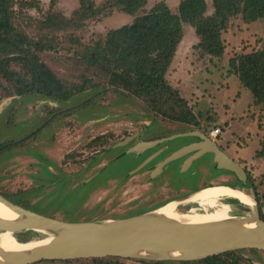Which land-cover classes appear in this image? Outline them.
<instances>
[{"label": "rangeland", "instance_id": "374dc122", "mask_svg": "<svg viewBox=\"0 0 264 264\" xmlns=\"http://www.w3.org/2000/svg\"><path fill=\"white\" fill-rule=\"evenodd\" d=\"M90 1L101 11L99 18L83 19L78 13L82 0L14 1L15 26L34 39L51 40L55 49L38 56L73 94L66 100L37 93L20 95L17 83L0 73V194L38 214L71 222L128 218L154 211L171 201H178V211L187 214L207 215L222 210L229 204L228 198L214 205L192 199L194 191L226 183L218 178L219 174L209 173L207 166H198L199 174L180 180L168 170L151 179L148 170L131 174L135 162L121 151L131 147L136 138L115 150L116 144L136 132L145 131L146 136L156 137L184 132L190 126L182 128L149 114L143 100L114 89L106 75L82 60L86 47L95 46L109 30L135 18L112 7L111 0ZM147 1L137 15L161 1L177 13L181 0ZM207 2L211 15L212 0ZM247 15L231 19L228 30L222 34L226 49L220 58L198 48L195 29L186 25L185 37L167 78L192 108L201 124L197 130L221 129L217 142L247 170L250 187L244 191L261 205L264 216V103H256L252 92L242 85L230 66V60L241 53L264 50V20ZM12 54L16 50L0 43L2 60L7 61ZM9 64L12 70L25 75L29 72L19 60ZM98 136L102 143L87 146ZM118 153L119 157L108 166ZM176 164L172 162L171 167L175 169ZM240 207L229 206L228 213L242 215L241 211H247ZM14 235L22 242L51 237L48 233L32 232ZM238 254L239 264H264V251L243 250ZM121 262L140 264L133 260ZM36 264L98 263L84 259Z\"/></svg>", "mask_w": 264, "mask_h": 264}, {"label": "trees", "instance_id": "16d2710c", "mask_svg": "<svg viewBox=\"0 0 264 264\" xmlns=\"http://www.w3.org/2000/svg\"><path fill=\"white\" fill-rule=\"evenodd\" d=\"M14 1L0 0V43L12 48L13 51L16 50V54L8 56L7 61L2 60L0 56V73L7 80L17 83V93L20 95L37 93L59 100L71 98L72 91L64 81L45 68L38 56L41 52L53 51L55 46L48 38L34 39L15 26ZM89 1L82 0L78 13L83 15L85 20L99 18L101 11L94 2ZM111 2L109 3L112 7H118L121 12L135 16V18L131 23L109 30L103 40H99L95 46L86 47V52L81 57L82 60L106 75L109 85L114 89L130 97L143 100L149 114L161 116L170 124H176L182 128L183 126H190V129L201 128L187 100L170 84L167 78L178 48L185 37V26L190 25L195 29L199 38L198 48L211 57L220 58L226 49L222 34L228 30L231 19L239 15L246 18L245 16L249 14L254 18L264 20V0H212L214 12L211 15H208L207 0H181L177 13L173 12L166 2L161 1L141 15L137 13L147 5V0H111ZM16 60L28 67L29 72L26 75L9 68V63ZM230 66L242 85L252 92L256 103H264V50L241 53L230 60ZM28 76H30V81L27 80ZM100 139L101 137L97 138L98 142L101 141ZM98 142L96 139L93 141L94 144ZM134 173L131 172V174ZM161 173L153 177L158 178ZM218 174L220 173L215 172V176ZM239 182L241 190L250 187V178L246 183ZM231 186L238 185L231 184ZM5 197L11 200L10 197ZM228 199L246 210L245 205L243 206L238 199ZM259 208L261 219L264 221L260 204ZM139 214L141 213H135L129 217ZM32 233L38 235L36 232ZM18 240L21 241V239ZM251 251L256 252V250ZM240 252L232 251L203 260L180 261V263L239 264L238 253ZM88 259L98 264H127L121 260H133L140 264L167 263L121 257ZM72 261L75 260H60V262Z\"/></svg>", "mask_w": 264, "mask_h": 264}, {"label": "water", "instance_id": "95a60500", "mask_svg": "<svg viewBox=\"0 0 264 264\" xmlns=\"http://www.w3.org/2000/svg\"><path fill=\"white\" fill-rule=\"evenodd\" d=\"M190 135L198 137L200 142L174 152L160 163L153 176L160 173L166 163L197 151L191 160L212 153L218 169L231 172L239 181L247 182L245 168L200 130L159 140L142 141L135 149L139 152L163 141ZM130 140L120 143L119 146ZM142 167L144 166H140L137 171ZM0 203L17 215L14 220L0 218V232L51 235L49 242L27 250L5 251L0 247V264H36L45 260L105 257L148 261H198L232 251H264V221L256 201L244 215L230 214L226 219L196 223L169 218L157 212L158 209L122 219L71 222L38 214L1 194Z\"/></svg>", "mask_w": 264, "mask_h": 264}, {"label": "flooded vegetation", "instance_id": "af4514ba", "mask_svg": "<svg viewBox=\"0 0 264 264\" xmlns=\"http://www.w3.org/2000/svg\"><path fill=\"white\" fill-rule=\"evenodd\" d=\"M194 130H197V128L192 129V130L190 129V130L180 132V133H187V132L194 131ZM199 130L202 131L207 137H209L206 129H199ZM180 133L179 132L170 133V134L165 133V134H162L160 136L151 137V136H146L145 131L136 132L135 134H133L129 138L132 140H134L136 138V142L131 147H129L125 150H123V149L121 150L119 147H122V148H124V147H123V145L119 146L120 143L116 144L117 146L115 145L114 147H115V150L117 148H119L121 151L126 152L127 155L129 154L130 158L135 162V165H134L135 167L131 171L135 172V174H136L138 172H141L142 170H148V171H150L149 172L150 178L153 179L154 178L153 174L156 171L157 167L160 166V163L164 162V160H166L168 157H170L177 150H179V149H181V148H183L189 144L200 142V139L196 136H191V135L190 136L177 137V138H174L172 140L163 141L162 143L157 144L156 146H154L152 148H148V149H145V150H142L139 152L137 151V149H135L136 145L142 141L159 140V139L167 138V137H170L172 135L180 134ZM97 138H100V136L95 137L92 140V142H89L87 144V146L91 145L93 143V141ZM210 139H212V138H210ZM217 140H218V138L215 140V142L218 144L220 149L228 154V152L225 150L224 146L219 144L217 142ZM99 143L100 142H98V144ZM97 153L101 154L102 151H99ZM97 153L93 155V158H95L97 156ZM119 153L110 161L109 164H107L108 166H110L112 164V162H114L119 157ZM196 153H197V151L190 152V153H188V154H186V155H184L178 159H175L173 161L166 163L165 165H163L164 167L162 168V171H161L162 173L160 175L162 176L168 170V172L171 173V175L173 174L174 176L177 177V180H180L181 179L180 177L187 178V177L195 176V175L199 174L201 169L198 166H207L208 171H210L209 173L214 174V176H215V172H219L220 173L219 175H222V176H230L231 175L232 176L231 179H225L223 181L231 183V184L235 183L234 181H236L238 183L237 184L238 186H236V187L240 188V186H241L240 182L231 172L225 171L223 169H218L215 167L217 165L215 164L214 155L212 153H206V154H204V155H202L196 159L191 160V157ZM164 154H165V156H163ZM87 159H89V157H87ZM172 162L178 163V164H176V166H179V167L176 168V166H175V169L173 167H171ZM236 162L239 163L238 160ZM140 166H144V167H142L141 169H139L137 171V169ZM212 186H214V185H212ZM202 189H204V188H202ZM199 190H201V189H199ZM199 190H197V191H199ZM178 196H180V195H178Z\"/></svg>", "mask_w": 264, "mask_h": 264}, {"label": "bare ground", "instance_id": "6f19581e", "mask_svg": "<svg viewBox=\"0 0 264 264\" xmlns=\"http://www.w3.org/2000/svg\"><path fill=\"white\" fill-rule=\"evenodd\" d=\"M222 198H236L240 200L244 205L250 208H252L255 204V201L244 190L233 189L226 185L210 186L195 192L192 196V199L200 200L201 203L210 204V205H214L218 200ZM177 205H178V201H171L165 204L164 206L160 207L157 212L164 214L165 216L175 220L193 222V223L206 222L212 220H222L228 218V216L230 215V213H228L229 212L228 204H225L222 210L207 215H200V214L193 215V214L179 212ZM16 217L17 215L15 213H13L11 210L6 208L2 203H0V218L14 220L16 219ZM50 239L51 237L39 242H35V241L21 242L11 232H0V247L5 251L27 250L33 248L34 246L45 244L49 242Z\"/></svg>", "mask_w": 264, "mask_h": 264}, {"label": "crops", "instance_id": "0c3cea01", "mask_svg": "<svg viewBox=\"0 0 264 264\" xmlns=\"http://www.w3.org/2000/svg\"><path fill=\"white\" fill-rule=\"evenodd\" d=\"M222 178V179H231L232 178V176L230 175V176H222V175H218V178ZM234 177V176H233ZM234 179V178H233ZM235 182V181H234ZM227 184H222V185H228V184H231V183H228V182H226ZM232 184H234V183H232ZM220 185V184H219ZM228 186H231V185H228ZM232 187H234V186H232ZM195 192H197V191H195ZM195 192H193V193H195ZM230 199H236V198H230ZM241 203V202H240ZM242 204V203H241ZM244 205V204H243ZM228 206H233L234 208H237V207H235V206H238L239 207V204L238 203H234V201H229V204H228ZM245 207H246V210L248 211V209H249V207L248 206H246L245 205ZM246 211V212H247ZM246 212H240V214H242V215H244V214H246Z\"/></svg>", "mask_w": 264, "mask_h": 264}, {"label": "built area", "instance_id": "2783aa9c", "mask_svg": "<svg viewBox=\"0 0 264 264\" xmlns=\"http://www.w3.org/2000/svg\"><path fill=\"white\" fill-rule=\"evenodd\" d=\"M221 134V129L220 128H214V129H211L209 132H208V135L210 138H212L213 140H216L219 135Z\"/></svg>", "mask_w": 264, "mask_h": 264}]
</instances>
